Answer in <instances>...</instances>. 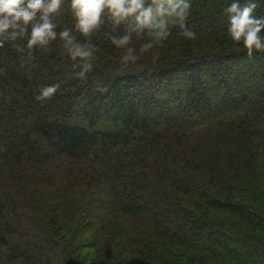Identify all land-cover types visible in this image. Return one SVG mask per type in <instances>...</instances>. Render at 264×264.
I'll return each mask as SVG.
<instances>
[{
  "label": "trees",
  "instance_id": "obj_1",
  "mask_svg": "<svg viewBox=\"0 0 264 264\" xmlns=\"http://www.w3.org/2000/svg\"><path fill=\"white\" fill-rule=\"evenodd\" d=\"M189 2L185 29L170 19L160 43L146 29L118 48L134 18L105 10L85 37L64 0L55 30L94 46L83 78L59 35L4 40L0 264H264V50L233 42L225 11L264 17V0Z\"/></svg>",
  "mask_w": 264,
  "mask_h": 264
},
{
  "label": "clouds",
  "instance_id": "obj_2",
  "mask_svg": "<svg viewBox=\"0 0 264 264\" xmlns=\"http://www.w3.org/2000/svg\"><path fill=\"white\" fill-rule=\"evenodd\" d=\"M63 3L64 0H0V48L4 46L5 39L15 41L23 38L28 34L29 26L31 31L27 40L28 49H47L50 42L55 41L59 35L69 59L81 62L82 70L78 76L83 78L93 68L94 46L78 42L68 29L57 33V25L52 17L59 13ZM70 7L76 20L75 27L85 37L103 23L105 10L115 25L134 18V25L126 34L120 38H112L116 47L125 48L130 43L132 32L140 35L146 29L156 43L167 39L170 35V19L171 23L185 29L191 4L189 0H150L147 6L146 0H71ZM256 7L254 3L242 7L238 2H233L225 9L229 17V37L233 42L242 44L249 57L254 50H264V36L261 35L264 30V17L257 18L253 15ZM182 34L189 40L196 39V34L192 31L184 30ZM14 46L23 51L19 46ZM151 47L152 43L145 44L141 51H147ZM133 51L132 48H127L122 63H134L138 59L132 54ZM59 89L58 83L42 86L36 100L52 99ZM98 90L107 91L106 88Z\"/></svg>",
  "mask_w": 264,
  "mask_h": 264
}]
</instances>
